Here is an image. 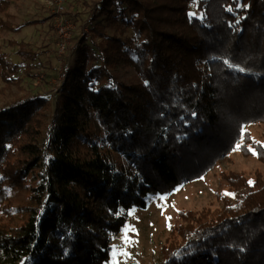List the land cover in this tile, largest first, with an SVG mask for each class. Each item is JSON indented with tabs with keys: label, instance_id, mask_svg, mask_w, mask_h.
<instances>
[{
	"label": "trees",
	"instance_id": "1",
	"mask_svg": "<svg viewBox=\"0 0 264 264\" xmlns=\"http://www.w3.org/2000/svg\"><path fill=\"white\" fill-rule=\"evenodd\" d=\"M20 1L0 0V35L39 23L16 22L10 8ZM85 6L90 39L101 42L96 53L86 33L73 39L53 109L38 95L8 98L20 66L0 52V215L9 216L8 186L25 193L26 215L0 224V264H108L109 235L150 195L203 178L236 150L264 165V144L246 128L264 124V0ZM120 27L131 36L107 35ZM8 44L25 62L37 57L24 42ZM121 60L137 84L113 81L109 68ZM92 123L133 172L103 154ZM246 187L221 208L179 211L160 264H264V173Z\"/></svg>",
	"mask_w": 264,
	"mask_h": 264
},
{
	"label": "rangeland",
	"instance_id": "2",
	"mask_svg": "<svg viewBox=\"0 0 264 264\" xmlns=\"http://www.w3.org/2000/svg\"><path fill=\"white\" fill-rule=\"evenodd\" d=\"M94 0H67L61 17L56 14L54 7L46 0H21L17 7L11 6L10 11L15 15L16 22L37 21L38 24L23 28L19 33L0 35V52L8 56V60L20 66L15 77L20 79L19 85H13L6 91L10 100L16 97L42 96L47 99L53 109L59 95L61 62L67 60L71 64L75 58L72 54L74 38L86 33L88 40L85 45L96 51V45L101 38L90 39L89 20L91 12L85 4ZM189 14L198 17L193 6L188 8ZM68 21L70 38L66 47L60 53V38L56 24L62 19ZM108 36L115 35L121 40L131 36L129 30L122 27L116 32L106 29ZM24 42L26 50L37 53L34 61L25 62L16 54V48L10 47L9 42ZM59 45V46H58ZM28 63L29 69H24ZM109 72L113 81L124 85H134L139 82L134 69L124 61L110 66ZM4 83L0 79V88ZM7 90V89H6ZM0 98V105L2 104ZM91 127L96 130V140L103 154L119 169L133 172L125 159L103 144V137L96 123ZM264 144V124L248 125L246 127ZM46 130H44L45 134ZM43 138H41V141ZM102 141V142H101ZM264 173V165L252 158H246L239 151L232 152L220 160L216 166L203 178L187 183L166 194L150 195L145 208L133 207L125 213V224L117 234H110V261L108 264H160L161 246L171 236L172 226L181 223L178 212L201 211L208 208H221L225 200L233 203L247 191V181L254 171ZM9 204L6 210L9 216L0 215V224L18 225L24 221L25 193L15 187L7 188Z\"/></svg>",
	"mask_w": 264,
	"mask_h": 264
},
{
	"label": "built area",
	"instance_id": "3",
	"mask_svg": "<svg viewBox=\"0 0 264 264\" xmlns=\"http://www.w3.org/2000/svg\"><path fill=\"white\" fill-rule=\"evenodd\" d=\"M46 1L50 6L54 7L56 14L61 17V14L64 11V6L67 0H46ZM56 29L60 38L59 51L60 53H62L66 47V41L69 40L70 38L68 21L62 17V19L58 21V23L56 24Z\"/></svg>",
	"mask_w": 264,
	"mask_h": 264
}]
</instances>
